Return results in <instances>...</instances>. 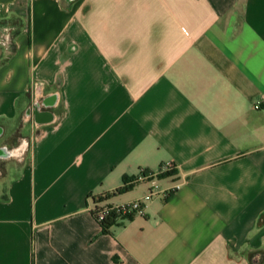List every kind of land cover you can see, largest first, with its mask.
Returning a JSON list of instances; mask_svg holds the SVG:
<instances>
[{
  "label": "crops",
  "instance_id": "0c3cea01",
  "mask_svg": "<svg viewBox=\"0 0 264 264\" xmlns=\"http://www.w3.org/2000/svg\"><path fill=\"white\" fill-rule=\"evenodd\" d=\"M4 28L0 146L28 150L0 161V264H264V0H0ZM167 162L180 189L104 234L94 199Z\"/></svg>",
  "mask_w": 264,
  "mask_h": 264
},
{
  "label": "water",
  "instance_id": "95a60500",
  "mask_svg": "<svg viewBox=\"0 0 264 264\" xmlns=\"http://www.w3.org/2000/svg\"><path fill=\"white\" fill-rule=\"evenodd\" d=\"M1 44L7 48L12 42V36L8 28H4L1 35ZM43 86L36 83L34 90V100L28 106L22 115V122L24 125L33 123L36 128L54 124L57 121V116L53 109L58 106L59 94L58 92L43 94ZM4 130L0 127V138L3 136ZM28 150V142L24 140L17 147L9 148L7 146H0V161H9L12 159H23ZM251 264H261V256L254 255L251 258Z\"/></svg>",
  "mask_w": 264,
  "mask_h": 264
},
{
  "label": "built area",
  "instance_id": "2783aa9c",
  "mask_svg": "<svg viewBox=\"0 0 264 264\" xmlns=\"http://www.w3.org/2000/svg\"><path fill=\"white\" fill-rule=\"evenodd\" d=\"M171 171H176V167L172 162L165 163L158 174H163ZM158 174H147L140 176L139 179L150 181V189L146 197L142 200H136L126 204L120 205H106V204H94L92 208V214L95 220L99 223L103 221L110 212H115L119 219H125L130 215H143L145 204L151 200L153 197L162 196L168 198L172 193L180 189L181 184L175 183L172 187L166 189H160L157 185V175Z\"/></svg>",
  "mask_w": 264,
  "mask_h": 264
},
{
  "label": "trees",
  "instance_id": "16d2710c",
  "mask_svg": "<svg viewBox=\"0 0 264 264\" xmlns=\"http://www.w3.org/2000/svg\"><path fill=\"white\" fill-rule=\"evenodd\" d=\"M175 172L176 171H171V172H167V173H163V174H158L157 177L161 178V177H164V176L172 175ZM147 174H151V173H147V172L143 173L144 176H146ZM138 181H139L138 179H127V178H125L124 181H123L124 184H123L122 187L114 190L111 193H108V194L104 195L103 197L95 198L94 199V204L95 205L99 204L104 199H108V198H110L112 196L121 195V194H124V193L128 192ZM132 216L133 215H130V216H128L125 219L131 218ZM120 219H119L118 215L115 212H110L103 221L99 222V224H100V226L102 228V232L104 234H107L109 229H110V227L112 225L116 224Z\"/></svg>",
  "mask_w": 264,
  "mask_h": 264
},
{
  "label": "flooded vegetation",
  "instance_id": "af4514ba",
  "mask_svg": "<svg viewBox=\"0 0 264 264\" xmlns=\"http://www.w3.org/2000/svg\"><path fill=\"white\" fill-rule=\"evenodd\" d=\"M13 33H15V32L13 31ZM23 141H24V138L21 140L20 137L12 134V135L8 136V138H6L3 141V144L2 145H6L8 147H17ZM0 167H2V164H0Z\"/></svg>",
  "mask_w": 264,
  "mask_h": 264
},
{
  "label": "rangeland",
  "instance_id": "374dc122",
  "mask_svg": "<svg viewBox=\"0 0 264 264\" xmlns=\"http://www.w3.org/2000/svg\"><path fill=\"white\" fill-rule=\"evenodd\" d=\"M0 48L4 50V47L1 43H0ZM35 134H36L35 127L32 125L31 126L29 125L28 127H26L22 132V135L25 136L28 140L34 137Z\"/></svg>",
  "mask_w": 264,
  "mask_h": 264
}]
</instances>
